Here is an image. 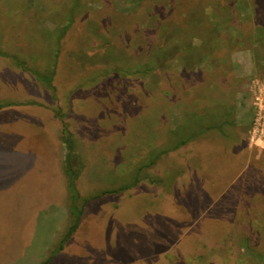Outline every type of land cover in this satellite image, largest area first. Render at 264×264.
Returning <instances> with one entry per match:
<instances>
[{
  "label": "rangeland",
  "instance_id": "1",
  "mask_svg": "<svg viewBox=\"0 0 264 264\" xmlns=\"http://www.w3.org/2000/svg\"><path fill=\"white\" fill-rule=\"evenodd\" d=\"M0 264H264V0H0Z\"/></svg>",
  "mask_w": 264,
  "mask_h": 264
},
{
  "label": "trees",
  "instance_id": "2",
  "mask_svg": "<svg viewBox=\"0 0 264 264\" xmlns=\"http://www.w3.org/2000/svg\"><path fill=\"white\" fill-rule=\"evenodd\" d=\"M65 144H66V146H67V155H66V164H67V168H66V172H67V175L69 176V181L71 182V187H72V189L73 190H75V186H74V182H75V179L77 178V176L75 177L74 175H73V173H72V175H69L68 174V172H69V169H68V162H69V160L70 159H72V157H73V148H74V145H73V143H72V141H71V135L70 134H68V136L65 138ZM71 173V172H70ZM81 212H79V214L77 215V221H76V224H75V226H73V228H72V231L77 227V224H78V222H79V220H80V218H81Z\"/></svg>",
  "mask_w": 264,
  "mask_h": 264
}]
</instances>
